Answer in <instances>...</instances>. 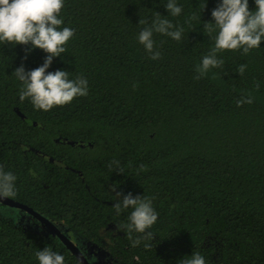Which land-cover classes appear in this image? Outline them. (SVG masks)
Returning <instances> with one entry per match:
<instances>
[{
	"label": "trees",
	"instance_id": "trees-1",
	"mask_svg": "<svg viewBox=\"0 0 264 264\" xmlns=\"http://www.w3.org/2000/svg\"><path fill=\"white\" fill-rule=\"evenodd\" d=\"M218 2L177 0L183 11L172 17L167 0H65L61 27L75 35L48 71L82 75L89 91L48 111L20 100L12 73L48 54L35 48L24 59L26 46L0 44V165L17 177L11 199L62 223L90 264H179L195 252L206 264H264V41L247 55L219 53L223 68L194 79L214 47L203 24ZM157 12L184 33L179 42L154 34L161 57L152 60L138 24ZM241 96L253 102L237 107ZM112 184L152 200L151 248L131 246L121 227L131 209L116 213ZM20 211L0 201V264H39L45 247L83 264L48 225L23 226Z\"/></svg>",
	"mask_w": 264,
	"mask_h": 264
},
{
	"label": "clouds",
	"instance_id": "clouds-1",
	"mask_svg": "<svg viewBox=\"0 0 264 264\" xmlns=\"http://www.w3.org/2000/svg\"><path fill=\"white\" fill-rule=\"evenodd\" d=\"M255 5V10H252L249 0H219L217 6L212 9V21L203 24L205 34L211 36L216 32L214 47L202 57L201 63L196 67L194 79H201L210 69L223 68L225 62L218 54L225 50H242V54L247 55L261 46L264 41V0H255ZM64 6L65 0H0V44L26 46L24 59H27V53L35 48L48 54L41 66L26 70L21 64L12 72L23 84L19 93L20 100L30 99L37 110L48 111L55 106L70 104L76 97L88 95V80L82 75L70 79L67 70L48 71L55 57H61L68 52L66 45L75 35V29L61 27L64 24L61 17ZM206 6L207 3L204 9ZM165 7L172 17L179 16L183 11V6L179 5L177 0H167ZM138 25L142 27L137 40L152 60H159L161 57L154 34L165 35L179 42L184 33L182 26H177L160 12L155 14L150 24L141 18ZM29 45L30 47H27ZM246 69L247 65L241 64L236 72L243 76ZM259 86L256 85L257 88ZM252 102L251 96H241L235 101L237 107ZM114 165L116 170L123 173L119 168V161L110 162L109 168ZM139 171H147L146 166L140 165ZM138 174L139 172L136 173ZM16 180L13 172L5 171L3 165H0V201L16 196ZM109 187L117 197L113 204L116 213L119 215L131 209L127 215V223L121 226L131 246L136 247L147 241L144 246L151 248L154 245L151 228L159 215L152 200L143 195H133L132 192L125 194L118 191L117 184ZM35 255L39 264H65L64 256L48 247L37 251ZM179 264H206V259L195 252L191 258H182Z\"/></svg>",
	"mask_w": 264,
	"mask_h": 264
},
{
	"label": "water",
	"instance_id": "water-1",
	"mask_svg": "<svg viewBox=\"0 0 264 264\" xmlns=\"http://www.w3.org/2000/svg\"><path fill=\"white\" fill-rule=\"evenodd\" d=\"M1 202L5 203L7 205L13 206V207L24 209V210L28 211L29 213L37 216L42 222L46 223L50 228H52L54 230V233L62 240V242L65 244V246L68 249H70L83 264H90L88 262L87 258L85 257V255L81 252V250L70 239L69 235L67 233L61 232V230L57 226H55L54 223L50 222L45 217L41 216L39 213H37L31 207H29L28 205H26L24 203L15 201L11 198L4 200V201H1Z\"/></svg>",
	"mask_w": 264,
	"mask_h": 264
},
{
	"label": "flooded vegetation",
	"instance_id": "flooded-vegetation-1",
	"mask_svg": "<svg viewBox=\"0 0 264 264\" xmlns=\"http://www.w3.org/2000/svg\"><path fill=\"white\" fill-rule=\"evenodd\" d=\"M19 209L22 210V212H21V216H22L21 219L23 218V219L26 220V222H25V220H20V223L23 226H29V227L36 226V228H40V226L41 227H43V226L45 227V225H47L46 223L42 222L37 216L29 213L28 211H26L24 209H21V208H19ZM32 216H34L35 218H37V220L36 219H33ZM54 224H56L57 227H59V229H61V232L67 233L66 230L64 229L65 227H64V225L62 223L55 222ZM50 230L54 233V230L52 228H50Z\"/></svg>",
	"mask_w": 264,
	"mask_h": 264
},
{
	"label": "rangeland",
	"instance_id": "rangeland-1",
	"mask_svg": "<svg viewBox=\"0 0 264 264\" xmlns=\"http://www.w3.org/2000/svg\"><path fill=\"white\" fill-rule=\"evenodd\" d=\"M21 212H22V211H20V213H21ZM21 220H25V219L22 218ZM25 222H26V220H25Z\"/></svg>",
	"mask_w": 264,
	"mask_h": 264
}]
</instances>
